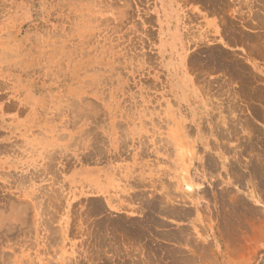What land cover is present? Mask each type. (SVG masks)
Segmentation results:
<instances>
[{
	"label": "rangeland",
	"instance_id": "rangeland-1",
	"mask_svg": "<svg viewBox=\"0 0 264 264\" xmlns=\"http://www.w3.org/2000/svg\"><path fill=\"white\" fill-rule=\"evenodd\" d=\"M163 187L264 264V0H0V264H159Z\"/></svg>",
	"mask_w": 264,
	"mask_h": 264
},
{
	"label": "crops",
	"instance_id": "crops-1",
	"mask_svg": "<svg viewBox=\"0 0 264 264\" xmlns=\"http://www.w3.org/2000/svg\"><path fill=\"white\" fill-rule=\"evenodd\" d=\"M160 186L162 187V184ZM96 188L101 194L106 192L100 182H97ZM163 190H160L156 197V208L142 209L137 214L139 219H131L120 214L115 215L110 209L101 210L99 216L106 218L111 216L113 219H109L112 224H125L124 227L126 228L124 229L131 232L132 240L135 239L133 240L136 244L135 247L139 248L140 251L143 250L144 246L142 240H144L146 225H156L159 264H196V260L193 259L195 254H192L190 250L199 251L203 249V247L199 249V243L195 240L196 235L201 233L197 223L201 222L203 207L181 205L178 203L179 194L176 189L174 191L170 189L169 192H166V187H163ZM128 221H135L136 223L128 225ZM130 227L131 230H129ZM206 242L208 244V241ZM128 244L130 243L128 242ZM225 255L228 256L224 252Z\"/></svg>",
	"mask_w": 264,
	"mask_h": 264
}]
</instances>
